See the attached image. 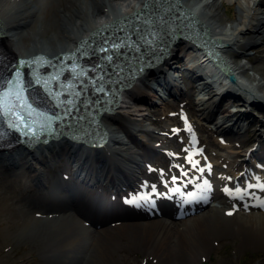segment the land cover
I'll return each mask as SVG.
<instances>
[{"label":"bare ground","instance_id":"bare-ground-1","mask_svg":"<svg viewBox=\"0 0 264 264\" xmlns=\"http://www.w3.org/2000/svg\"><path fill=\"white\" fill-rule=\"evenodd\" d=\"M148 4L171 15L147 34L150 47L131 45L135 67L122 72L101 36ZM263 45L264 0H0L2 56L34 64L35 76L53 68L50 97L65 106L58 119L40 98L41 113L28 110L30 131L0 130V248L27 242L40 264H137L134 254L144 255L139 264H206L226 241H238V253L264 249ZM94 48L95 59L105 55L86 85L96 94L73 95L65 84L80 81L79 69L103 65ZM214 63L231 74L224 87ZM143 101L157 108L147 113ZM259 104L262 118L250 111ZM149 119L159 128H144ZM92 126L103 144L80 135ZM37 131L45 135L37 143L2 145Z\"/></svg>","mask_w":264,"mask_h":264},{"label":"rangeland","instance_id":"rangeland-1","mask_svg":"<svg viewBox=\"0 0 264 264\" xmlns=\"http://www.w3.org/2000/svg\"><path fill=\"white\" fill-rule=\"evenodd\" d=\"M230 7H232V6L229 5V8ZM234 7L237 8L236 5ZM234 11H235L234 9H231V11H230L231 15H234ZM221 14L223 15V18H225V20L227 22L232 20L230 18V16L226 14L225 10L221 11ZM250 51H251L250 52L251 60L253 59L255 61L254 63L257 64V63L262 62V60H261V58L263 57L262 54L259 53L258 55L254 56V51H252V49ZM176 65H178V64H176ZM261 70L264 73V71H263L264 70V65L262 66ZM149 80L151 82L152 81V77ZM153 94H154V92H153ZM150 98L152 100L155 99L152 96L151 97L149 96V99ZM140 103L142 105L146 104L145 101L140 102ZM144 106H143V108L145 109V111L147 110L146 111L147 113H149L148 110H151L153 108H157V106H155L154 104H153V106H151V105H148V106L144 105ZM252 106L253 107H251L250 111H252V113L255 114V116L258 117L259 113H261L260 109H262V105L259 104V105H252ZM151 117L154 118L155 115H152ZM259 117L262 118V116H259ZM158 126H159L158 122H154L153 120H150V119L147 122L144 123V128H146V129L147 128L148 129L149 128H152V129L156 128L157 129V128H159ZM114 128H115V130L117 132L119 131L118 133L121 134L123 137L125 136L124 133H122V129H121V127L119 125L115 126ZM252 129H254V127ZM212 134L217 139V135L214 134V133H212ZM262 134H263V138H264V130L262 131ZM142 135L146 136L145 133H142ZM139 136H141V135H139ZM146 137H148V136H146ZM149 140H152V139H149ZM170 141H171V139H170ZM167 142H169V141H167ZM226 150H227L226 148H224V149L218 148L217 149V153L225 154L227 152ZM224 151H226V152H224ZM62 173L59 174L60 175V179L61 178L63 179V177H66L65 173H63V174ZM48 194L49 193H47V196H48ZM96 195L99 196L100 193H96L95 195L93 194V197L96 198L97 197ZM101 195H103V194H101ZM123 195H125V194H123ZM211 202H214V200L213 201L211 200ZM214 204H215V202H214ZM237 243H239V242L238 241H226L224 243V245H222L219 249L214 251L212 253V255H208L207 254V255L204 256L205 263L206 264H264V249H261L259 251V250L252 249V247L251 248L248 247L247 250L238 253L239 249L237 248L238 247ZM30 248L31 247H29V245H27V242L23 243V244H18V246H16L14 248V250L13 249L11 250L9 246H7L6 248L4 246L1 247L0 248V258H2V257L4 258V262H2V264H40V261L42 263V258H41V255H40L41 252L40 251L32 252ZM3 251H4V253H3ZM132 258L134 259L135 263L139 264V261H140V263H142V260H144L143 259L144 255H142V254H138V255L134 254L132 256ZM151 262H152L151 259H149L147 264H151ZM180 264H182V262Z\"/></svg>","mask_w":264,"mask_h":264},{"label":"snow or ice","instance_id":"snow-or-ice-1","mask_svg":"<svg viewBox=\"0 0 264 264\" xmlns=\"http://www.w3.org/2000/svg\"><path fill=\"white\" fill-rule=\"evenodd\" d=\"M19 75H20L19 73L16 74L17 80H16V84L14 86L16 89H18L15 92V97H16L17 101H19L22 98V96H21L22 88H21V84H20ZM10 94H11V87L9 88V91L0 94V110H5V111L11 110L10 108L6 107V101H7L8 97L10 96ZM261 187L264 188V185H262ZM225 191L228 192L230 195L232 194L228 189H225ZM237 191L239 192L240 190H237ZM132 202L133 201H129V203H132ZM259 206L264 207V201H261ZM229 215H231V213H229Z\"/></svg>","mask_w":264,"mask_h":264},{"label":"water","instance_id":"water-1","mask_svg":"<svg viewBox=\"0 0 264 264\" xmlns=\"http://www.w3.org/2000/svg\"><path fill=\"white\" fill-rule=\"evenodd\" d=\"M148 7H150V5H149V4H148V6H147V9H148ZM151 8H152V6H151ZM165 8H166V7H162V10H164ZM147 9H146V11H145V12H148V11H149V10L147 11ZM167 9H168V8H167ZM168 11H169V10H168ZM167 13H168V12H167ZM150 56H151V55H149V56H148V59H150V58H149ZM148 61H149V60H148ZM166 84H167V82H166V81H163V82H162V85H166Z\"/></svg>","mask_w":264,"mask_h":264},{"label":"trees","instance_id":"trees-1","mask_svg":"<svg viewBox=\"0 0 264 264\" xmlns=\"http://www.w3.org/2000/svg\"><path fill=\"white\" fill-rule=\"evenodd\" d=\"M231 11V10H230Z\"/></svg>","mask_w":264,"mask_h":264}]
</instances>
